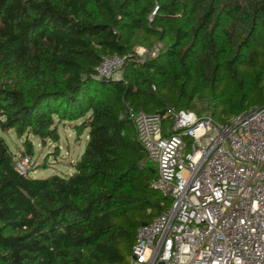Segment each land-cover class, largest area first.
I'll use <instances>...</instances> for the list:
<instances>
[{
	"label": "trees",
	"instance_id": "1",
	"mask_svg": "<svg viewBox=\"0 0 264 264\" xmlns=\"http://www.w3.org/2000/svg\"><path fill=\"white\" fill-rule=\"evenodd\" d=\"M136 44L157 53L140 59ZM128 53L123 79L97 75ZM247 88L264 91V0H0V131L88 130L74 172L48 177L21 174L27 153L0 133V264H132L138 227L168 203L129 110L205 100L214 117L222 101L224 122L251 109Z\"/></svg>",
	"mask_w": 264,
	"mask_h": 264
},
{
	"label": "built area",
	"instance_id": "2",
	"mask_svg": "<svg viewBox=\"0 0 264 264\" xmlns=\"http://www.w3.org/2000/svg\"><path fill=\"white\" fill-rule=\"evenodd\" d=\"M131 58L104 56L97 75L121 80ZM129 115L170 201L138 227L131 263L264 264V106L224 122L188 109ZM31 161L19 156L18 171Z\"/></svg>",
	"mask_w": 264,
	"mask_h": 264
},
{
	"label": "rangeland",
	"instance_id": "3",
	"mask_svg": "<svg viewBox=\"0 0 264 264\" xmlns=\"http://www.w3.org/2000/svg\"><path fill=\"white\" fill-rule=\"evenodd\" d=\"M133 52L138 58L143 59L145 56H154L157 53V49H149L144 44H136L133 48ZM120 72L117 73L119 75ZM247 104L249 108H253L264 103V91L258 92L247 88ZM226 103L220 102L216 107V113L214 118L219 121L220 116L223 114ZM227 109L229 107H226ZM192 110L198 114H210V109L207 108L205 100H195ZM228 119L235 117L231 113L226 115ZM81 120L77 121H65L59 122L58 132L59 141L54 142L51 139L43 141L41 138L25 134L20 136L15 130L0 133L5 137L7 144L11 151L16 154L27 153L32 156L29 175L32 177H48L53 174H59L68 176L75 170V164L85 149V145L88 140V130H84L78 134L75 124H78ZM166 123H170L166 121ZM135 134L134 128L131 129V134ZM31 143L33 153L27 151V144ZM155 167V174L157 172V164L152 162ZM154 194L157 198L164 199L165 202L170 204V201L164 198V193L161 190H155Z\"/></svg>",
	"mask_w": 264,
	"mask_h": 264
},
{
	"label": "water",
	"instance_id": "4",
	"mask_svg": "<svg viewBox=\"0 0 264 264\" xmlns=\"http://www.w3.org/2000/svg\"><path fill=\"white\" fill-rule=\"evenodd\" d=\"M146 224V222L142 223V225ZM162 264V263H161Z\"/></svg>",
	"mask_w": 264,
	"mask_h": 264
}]
</instances>
